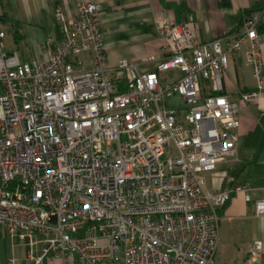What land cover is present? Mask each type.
I'll return each instance as SVG.
<instances>
[{
    "label": "built area",
    "instance_id": "built-area-1",
    "mask_svg": "<svg viewBox=\"0 0 264 264\" xmlns=\"http://www.w3.org/2000/svg\"><path fill=\"white\" fill-rule=\"evenodd\" d=\"M99 11L92 0L71 19L54 10L59 39L28 61L0 30V228L25 244L26 264H213L219 208L239 192L251 200L246 183L207 187L237 157L222 78L243 52L257 88L240 100L264 88V5L207 41L192 18L156 19L165 55L145 71L107 66ZM253 208L264 219V188ZM262 253L252 242L244 264Z\"/></svg>",
    "mask_w": 264,
    "mask_h": 264
},
{
    "label": "crops",
    "instance_id": "crops-1",
    "mask_svg": "<svg viewBox=\"0 0 264 264\" xmlns=\"http://www.w3.org/2000/svg\"><path fill=\"white\" fill-rule=\"evenodd\" d=\"M82 0H0L3 18L12 15V42L5 46L21 61L47 54L42 44L47 38L60 37L54 10L65 19L74 18ZM100 5L99 19L103 31L107 66L115 67L122 59L137 63L140 71L151 70L149 56L162 59V38L156 32L155 20L166 17L180 23L192 18L200 41L238 31L248 12L263 7L264 0H92ZM4 32V31H3ZM5 34V33H4ZM5 38V37H4ZM247 45H244V48ZM264 61V48L262 52ZM89 66V64H88ZM264 76V65H263ZM223 93L238 106L239 124L237 157L221 162L207 175L208 188L220 189L237 183L250 187V201L244 194H234L219 213V237L213 264H244L252 242L263 244L256 264H264V219L254 214L253 202L264 188V88L248 104L239 93L257 88L250 68L240 52L228 65L222 78ZM26 246L0 228V264H26ZM42 264H48L46 260ZM54 264H61L56 260Z\"/></svg>",
    "mask_w": 264,
    "mask_h": 264
},
{
    "label": "rangeland",
    "instance_id": "rangeland-1",
    "mask_svg": "<svg viewBox=\"0 0 264 264\" xmlns=\"http://www.w3.org/2000/svg\"><path fill=\"white\" fill-rule=\"evenodd\" d=\"M3 8H0V30L5 33L4 43L5 45L12 42V33L14 29V22L11 13L3 18ZM208 174H206L207 176ZM208 185V184H207Z\"/></svg>",
    "mask_w": 264,
    "mask_h": 264
},
{
    "label": "trees",
    "instance_id": "trees-1",
    "mask_svg": "<svg viewBox=\"0 0 264 264\" xmlns=\"http://www.w3.org/2000/svg\"><path fill=\"white\" fill-rule=\"evenodd\" d=\"M224 206L220 207L219 210H218V213H220L221 209H223Z\"/></svg>",
    "mask_w": 264,
    "mask_h": 264
}]
</instances>
